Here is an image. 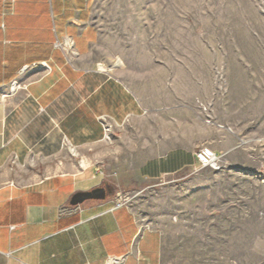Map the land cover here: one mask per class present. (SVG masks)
I'll use <instances>...</instances> for the list:
<instances>
[{"label":"crops","instance_id":"0c3cea01","mask_svg":"<svg viewBox=\"0 0 264 264\" xmlns=\"http://www.w3.org/2000/svg\"><path fill=\"white\" fill-rule=\"evenodd\" d=\"M174 93L143 95L107 63L92 0H0V264H161V232L88 160L109 155L111 132L129 160L114 174L125 186L127 165L145 182L184 174L205 144L236 165L235 132L204 123ZM93 188L105 197L73 204Z\"/></svg>","mask_w":264,"mask_h":264},{"label":"rangeland","instance_id":"374dc122","mask_svg":"<svg viewBox=\"0 0 264 264\" xmlns=\"http://www.w3.org/2000/svg\"><path fill=\"white\" fill-rule=\"evenodd\" d=\"M92 17L125 83L143 95H183L187 112L235 132L238 162L224 154L218 168L196 163L147 182L127 165L125 186L114 174L129 160L108 132L109 155L88 163L161 232V264H264V0H92Z\"/></svg>","mask_w":264,"mask_h":264},{"label":"built area","instance_id":"2783aa9c","mask_svg":"<svg viewBox=\"0 0 264 264\" xmlns=\"http://www.w3.org/2000/svg\"><path fill=\"white\" fill-rule=\"evenodd\" d=\"M59 45L61 43L57 42ZM62 48L65 50H71L72 44L65 43L62 45ZM40 68H43L45 71H49V67L46 63L42 62L37 65ZM16 85V83H14ZM209 122V120H208ZM110 130L109 126L105 125V131ZM107 134H105L106 137ZM224 159V153H216L208 146H201L195 152V160L198 166L200 167H212L218 168ZM123 261V256H108L106 258L105 264H119Z\"/></svg>","mask_w":264,"mask_h":264},{"label":"water","instance_id":"95a60500","mask_svg":"<svg viewBox=\"0 0 264 264\" xmlns=\"http://www.w3.org/2000/svg\"><path fill=\"white\" fill-rule=\"evenodd\" d=\"M104 191V188H93L89 191L80 192L78 195L75 196L73 204L83 202L87 199H103L105 197Z\"/></svg>","mask_w":264,"mask_h":264},{"label":"trees","instance_id":"16d2710c","mask_svg":"<svg viewBox=\"0 0 264 264\" xmlns=\"http://www.w3.org/2000/svg\"><path fill=\"white\" fill-rule=\"evenodd\" d=\"M102 185H104L107 189H109V186H108V184H106V183H103Z\"/></svg>","mask_w":264,"mask_h":264},{"label":"flooded vegetation","instance_id":"af4514ba","mask_svg":"<svg viewBox=\"0 0 264 264\" xmlns=\"http://www.w3.org/2000/svg\"><path fill=\"white\" fill-rule=\"evenodd\" d=\"M107 187V186H106ZM105 187V189L108 191V189Z\"/></svg>","mask_w":264,"mask_h":264}]
</instances>
